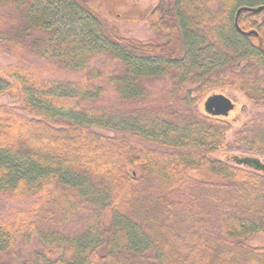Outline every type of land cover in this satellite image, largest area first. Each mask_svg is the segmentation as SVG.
<instances>
[{
	"label": "trees",
	"instance_id": "trees-1",
	"mask_svg": "<svg viewBox=\"0 0 264 264\" xmlns=\"http://www.w3.org/2000/svg\"><path fill=\"white\" fill-rule=\"evenodd\" d=\"M262 5L158 0L155 35L138 40L76 0H0V55L80 71L0 67L13 101L0 104V193L27 205L0 219V264H264V245L249 243L264 237V171L214 157L236 121L192 109L227 90L264 104L263 10L236 15ZM100 54L118 62L106 80L124 109L103 100ZM157 79L185 111L148 105ZM233 136L264 154V126Z\"/></svg>",
	"mask_w": 264,
	"mask_h": 264
},
{
	"label": "rangeland",
	"instance_id": "rangeland-1",
	"mask_svg": "<svg viewBox=\"0 0 264 264\" xmlns=\"http://www.w3.org/2000/svg\"><path fill=\"white\" fill-rule=\"evenodd\" d=\"M157 1L158 0H76L82 7H90L95 10L96 15L103 20L115 34L138 40H149L155 35V31L149 23L148 13L156 5ZM263 15L264 11L255 19L260 21ZM60 26L61 29L64 30L65 26L66 29H68L71 24L68 21H64ZM8 65H15L25 69H41V76L57 79H76L79 77V73L77 72H80L64 71L54 64V62L53 64H49L47 60L29 53H24L20 56L1 54L0 67H6ZM117 65L118 62L111 60L107 54L97 55L90 62V67H96L104 71V76L97 81V83H101L106 89L103 100L107 103L118 105L119 108H123L111 83L106 80V74L111 73ZM168 86L169 83L165 79H157L151 82L148 85L151 90V97L148 105L165 106L169 104V106L176 110L185 111L186 109L183 103L169 95ZM222 93L227 95L234 103V107L226 115V119L236 122H233L235 124H233L232 130L226 135L228 141L227 146L215 151L213 156L227 161L231 156H251L257 157L264 163V154H254L250 152L243 142L235 140L233 136V130L238 128L242 123L250 120L264 126V104H255L237 91L228 93L227 90ZM205 97L206 96H203L196 102L195 106L192 107L193 111L203 112V101ZM0 104L11 106L13 101L8 95H0ZM96 131L108 135L114 134L112 131L103 128H98ZM147 146L154 148L153 144H147ZM191 174L195 175L196 173L191 172ZM25 201V199L16 198L14 195L0 193V219L4 218L10 209L26 208L27 205ZM249 243L254 246H262L264 245V237L262 235H256L249 240Z\"/></svg>",
	"mask_w": 264,
	"mask_h": 264
},
{
	"label": "water",
	"instance_id": "water-1",
	"mask_svg": "<svg viewBox=\"0 0 264 264\" xmlns=\"http://www.w3.org/2000/svg\"><path fill=\"white\" fill-rule=\"evenodd\" d=\"M263 10L264 11V5L258 6V7H240L236 11V15H238L241 11H248V12H259ZM262 21L264 22V15L262 18ZM238 31L239 28H237ZM242 33L249 34L250 32H244ZM234 107V103L232 100L225 95L222 92L217 93H211L207 95L203 101V111L209 115L213 116H226ZM234 160L238 163H244L248 164L255 169H259L264 171V163H262L257 157H251V156H243L240 158L234 157Z\"/></svg>",
	"mask_w": 264,
	"mask_h": 264
}]
</instances>
